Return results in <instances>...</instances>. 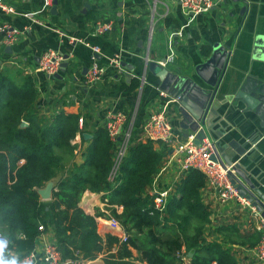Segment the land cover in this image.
I'll return each instance as SVG.
<instances>
[{
  "label": "crops",
  "instance_id": "crops-1",
  "mask_svg": "<svg viewBox=\"0 0 264 264\" xmlns=\"http://www.w3.org/2000/svg\"><path fill=\"white\" fill-rule=\"evenodd\" d=\"M54 1L44 10V0H15L11 4L16 14L1 16L2 21L19 29L20 35L11 46L3 44V36L0 35V77L9 78L17 87H22L27 78L33 81L37 94L34 112L42 124H51L60 111L79 114V132L72 143L78 145V151L82 149L84 152L96 131L104 128L108 113L123 112L128 120L124 128H132L129 148L133 142L147 143L149 140L143 134L144 122L163 103L159 96L162 81L150 71L148 64L154 62L171 73L194 77L202 88L208 89L206 83L196 75V65L209 59L215 44H231L228 70L220 87L223 94L231 93L233 96L229 95L227 101L221 100L217 104L216 98L213 99L207 112L209 115L215 110L222 117L215 125V128L220 126V129L214 132L221 154L229 157L233 166L240 162L242 173L264 195V113L253 108L255 102L248 94L238 97L234 87L236 77L243 73L246 77L259 74L260 78H264V64H254L249 55L252 39L246 27L247 18L239 15L242 4L234 0H221L209 13L190 17L177 0H57L56 10L52 12ZM248 3L254 8L251 10L252 15L258 17V32L264 34V0ZM28 13L35 14L43 25L26 18ZM98 21L114 22V30L104 36H93V25ZM73 39L99 47L101 53L94 56L104 65H108L109 59L120 56L124 73H118L110 67L100 82L86 85L85 78L93 54L88 47ZM204 47L209 50L208 55L204 54ZM49 49L61 52L66 57L53 76L38 68L41 56ZM170 55L176 57L174 63H167L166 67L159 64L167 61ZM134 79L140 81V87L135 91L126 92L117 88L121 81L130 83ZM192 103L199 107L198 102ZM179 106L178 103L172 104L169 116L178 140L183 141L192 132L180 115ZM23 123L21 127L28 126L26 122L27 125L23 126ZM112 144L116 157L118 145ZM153 146L156 151H163L154 183L160 189H170L172 198L187 173H181L175 145L164 148L154 142ZM77 162H83L81 155ZM239 178L248 186L242 177ZM56 183L57 179L52 180L38 191L40 194L49 185L52 186L48 199L40 194L42 202L52 200ZM109 195L110 192L87 190L79 203V207L88 214L106 215L97 219L98 233L105 244L109 235L118 239L124 235L123 231L113 230L109 226V217L114 215L112 211L121 214L124 210L121 205H111L107 199ZM200 195L209 219L203 228L201 244H217L223 251L229 252L238 264H257L255 249L261 239L258 229L262 218L260 214L258 218L254 217L249 209H244L236 201L222 204L207 187L206 178ZM241 195L247 194L241 190ZM40 232L31 251L36 255L34 264H44L42 256L45 243L57 242L52 226ZM16 238L22 240L24 236L17 233ZM10 240L11 250L5 253V258H16L18 264H23L29 254L19 252L18 245ZM117 251L116 245L107 247L96 259L81 261V264H105L107 255H116ZM181 255L184 264H190L194 256L193 253L186 255V248H183ZM132 262L147 264L135 250Z\"/></svg>",
  "mask_w": 264,
  "mask_h": 264
},
{
  "label": "trees",
  "instance_id": "trees-1",
  "mask_svg": "<svg viewBox=\"0 0 264 264\" xmlns=\"http://www.w3.org/2000/svg\"><path fill=\"white\" fill-rule=\"evenodd\" d=\"M203 52L209 54L206 47ZM0 78V229L14 240L19 252L30 254L41 233L39 227L52 226L63 260H94L116 245V255H107L105 264H133V250L147 264H184L183 248L186 255L194 254L190 264H238L217 244H201L209 219L200 195L205 184L200 171L187 172L164 214L153 212L148 190L163 159V151H156L154 142L131 143L111 180L115 157L105 127L96 131L86 151H78L72 142L79 132V114L60 111L51 124H42L34 112L33 81L27 78L17 87L9 78ZM139 87L137 79L117 85L126 92ZM23 122L28 126L21 127ZM80 155L83 162L78 164ZM56 179L52 200L42 202L38 191ZM87 190L110 192L109 203L123 206L121 214L112 213L127 233L126 242L109 235L105 244L97 219L106 215H91L79 207ZM17 233L24 239L18 240Z\"/></svg>",
  "mask_w": 264,
  "mask_h": 264
},
{
  "label": "built area",
  "instance_id": "built-area-1",
  "mask_svg": "<svg viewBox=\"0 0 264 264\" xmlns=\"http://www.w3.org/2000/svg\"><path fill=\"white\" fill-rule=\"evenodd\" d=\"M15 0H0V35L3 36V44L11 46L13 45L19 35V29L11 27L7 22L1 20V16H8L16 14L15 7L11 4ZM181 8L190 17H197L206 13H209L216 8L221 0H177ZM52 0H44V10L51 6ZM36 24L43 25V22L36 18L33 13L25 15ZM114 22L112 21H98L93 25V36H104L111 33L114 30ZM27 30V28H25ZM60 32V31H58ZM76 42H81L92 51V61L89 70L86 74V85H94L100 82L103 77L108 73L110 67L115 68L118 73H124V69L121 64L120 56H116L108 60V65L102 64L96 59L94 55H99L101 50L99 47L91 45L89 42L80 39H73ZM66 57L61 52L53 49L47 50L42 56L38 64L40 71L49 76L56 74L65 62ZM176 57L170 55L167 61L159 62L160 65L166 67L167 63H174ZM159 96L163 99L161 108L152 113L148 119L145 120L143 125L144 137L155 143H162L167 147L175 148V154L179 156V163L181 166V173L185 174L190 170L200 171L206 178L207 187L214 193L217 199L226 204L230 201H236L244 209H249L254 217L258 218V210L246 196H242L239 186L232 183L229 178V170L231 167L225 168L222 162L217 158L213 160L212 157L216 155V142L209 137H204L197 144V132L189 133L183 141L178 140V136L172 125L169 109L172 104L178 103V99L171 97L165 91L160 90ZM127 117L123 112L108 113L105 119L104 127L108 131L109 137L113 143H117L118 150L116 152L115 163L110 175V179L114 180L118 174L120 165L126 157L129 143L132 136V128H124L127 125ZM154 183V182H153ZM148 194L151 198V206L153 212H159L164 214L168 201L170 198V189H160L155 183L148 190ZM260 214V213H259ZM261 216V215H260ZM259 232L261 233V239L256 246V261L257 264H264V219L260 218ZM109 226L113 230L123 231L124 235L121 237L122 242H126L127 233L124 230L120 222L109 217ZM43 226L39 227V231H44ZM0 240H4L7 243L5 253L11 250L12 242L9 237L0 230ZM36 255L31 252L24 260L23 264H34ZM43 262L44 264H81V260H63L61 252L56 242H47L43 247ZM215 264V263H214Z\"/></svg>",
  "mask_w": 264,
  "mask_h": 264
},
{
  "label": "water",
  "instance_id": "water-1",
  "mask_svg": "<svg viewBox=\"0 0 264 264\" xmlns=\"http://www.w3.org/2000/svg\"><path fill=\"white\" fill-rule=\"evenodd\" d=\"M252 0H234L235 3L242 4L243 6L239 10V15L244 19L247 18L246 27L251 32V44L249 47L250 58L258 64H264V34L259 33L258 28V17L252 15L253 7L249 6L248 2ZM254 4H257L254 1ZM58 1H54V7L52 12H55ZM88 7V5L86 6ZM250 14V15H249ZM232 48L231 44H215L213 46V53L206 62H201L196 65L195 73L196 75L209 87L204 89L196 82L194 77L178 75L176 73H171L168 70L160 67L157 63H149L148 67L153 74L158 75L162 81L161 89L168 93L171 97L178 99L179 112L182 116L184 122L188 124V129L191 132H197V144L204 137H209L215 142L217 139L214 138L215 130L220 129L215 128V125L222 118L219 113L215 110L208 115V107L210 102L216 98V104L223 101H227L228 96L221 91L220 82L225 77V73L228 70L230 50ZM254 68V66H253ZM234 87L236 89L235 94L238 97L243 96L242 94L249 95L254 100V106L249 102L250 106L257 111H263L264 113V78H260L259 74L251 75L246 77V74L237 76L235 79ZM223 88V87H222ZM233 96V95H232ZM198 102L196 107L192 102ZM215 104V105H216ZM216 109V107H215ZM264 119V115L262 117ZM27 124L24 122L23 126ZM223 130V128H221ZM223 132V131H222ZM216 155L212 157L213 160L217 158L222 162L225 168H230L229 178L232 183L239 186L240 193L241 190L247 194L246 198L254 206H256L261 217L264 219V195L255 188L252 183L247 179V177L241 171L240 162L235 166L232 165V161L227 158L226 155H222L220 152L219 145L216 144ZM239 177H242L247 183L245 185ZM255 191V192H254ZM52 192V186L49 185L46 189L42 190L40 194L43 198L48 199Z\"/></svg>",
  "mask_w": 264,
  "mask_h": 264
},
{
  "label": "clouds",
  "instance_id": "clouds-1",
  "mask_svg": "<svg viewBox=\"0 0 264 264\" xmlns=\"http://www.w3.org/2000/svg\"><path fill=\"white\" fill-rule=\"evenodd\" d=\"M6 247H7L6 241L0 240V264H18V260L16 258H11V259L5 258Z\"/></svg>",
  "mask_w": 264,
  "mask_h": 264
},
{
  "label": "rangeland",
  "instance_id": "rangeland-1",
  "mask_svg": "<svg viewBox=\"0 0 264 264\" xmlns=\"http://www.w3.org/2000/svg\"><path fill=\"white\" fill-rule=\"evenodd\" d=\"M111 217L117 219L120 222V220L115 215H112ZM0 230H2V229H0Z\"/></svg>",
  "mask_w": 264,
  "mask_h": 264
}]
</instances>
